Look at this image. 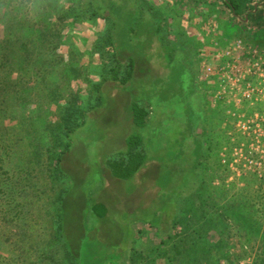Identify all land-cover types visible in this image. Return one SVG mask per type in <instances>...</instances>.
Returning <instances> with one entry per match:
<instances>
[{
    "label": "rangeland",
    "instance_id": "1",
    "mask_svg": "<svg viewBox=\"0 0 264 264\" xmlns=\"http://www.w3.org/2000/svg\"><path fill=\"white\" fill-rule=\"evenodd\" d=\"M56 1L53 3V0H45L42 4L48 11L53 12L61 8L66 9L68 6L66 1ZM81 1L80 5L77 3L75 5L77 17L74 21L67 19L62 24L61 30L65 31H62L59 36L57 51H48L52 44L47 30L54 24V19L49 17L50 13L41 15L40 19L44 27L40 32L33 28L34 20L25 22L24 17L14 19L8 31L12 45L8 72L12 79H15L14 82H17V76H24L20 82L28 88L21 103L25 104V101L32 99L42 101V112L44 118L48 120H42L41 126L47 122H59L61 117L59 111L62 106H69L73 110V117L78 123L84 121L83 125L71 134V148L62 157L60 164L68 185L62 201V212L63 233L70 248L78 252L81 249L85 250L79 256L82 264L92 263V256L96 255H98L97 261L105 259V254L115 255L119 252L125 255L133 243L130 255L132 257L136 254L145 255V258L137 264H151L149 261L153 255H150V248L151 250L155 248L156 252L161 248V245L158 247L159 236L152 234L142 238V241L139 239L143 235L144 225L149 223L154 227L157 225L158 208L164 210L165 202L174 195V190L166 186L169 182L167 176H160L157 181L161 187L158 193L160 203L155 202L146 208L142 207L144 204L141 200V182L137 185L133 180H128L121 190L113 188L104 191L103 188L105 181L102 164L114 158V155L121 150V142L127 131L131 130V126L125 119V114L128 112L125 108L124 93H127L132 102H140L137 104L141 105L142 100L151 107V118L148 123L143 128L133 125L130 132V135H140L147 147L163 145L167 146V150L176 149L178 147L175 142L179 139L178 137L180 135L182 137L188 128L191 129L199 124L198 134L207 144L206 158L202 164V177L205 180L202 184H198L195 192L190 195L194 199L193 206L200 208L207 197L210 200L207 201L209 203L206 202V205L214 206L216 211L219 210L218 208L223 209L229 206L230 203L234 205L239 212H242L241 220L244 223L241 224L234 215L229 216L224 227H220L224 232L222 236L225 239V245L234 257L242 256L239 260L237 259L239 257L231 258L233 259L231 264L259 262L264 253V215L256 217L251 213L254 195L252 190L257 186H252L250 183L251 179L257 182L264 180V170L259 171L257 167L250 166L247 160H259L260 157L250 155L247 150L248 138L235 128L234 119L229 113V110L233 109L231 105L216 103L211 99L207 84L200 80L198 67L200 60L206 62L215 50L220 52L231 41L220 43L217 39V41L210 40L207 44L200 43L194 40L195 35L192 34L191 25L188 24V21L194 20V17L198 19V22L204 19L208 21L207 26L210 22L209 31L216 30L218 35H221L220 31H224L225 26L222 29L220 27L219 31L217 19H214L216 16L211 11L203 10L202 5L214 7L218 4L223 5L226 0H102L104 4L95 8L102 18L92 13L89 0ZM253 1L259 5L258 8L264 6V0ZM176 4H184L186 10H174L173 5ZM188 7L196 8V11H188ZM16 10L19 9H13L12 13L19 16ZM262 11L258 15L257 12L241 15L236 20L223 6V13L227 15L228 20L234 19L233 23L236 22L238 26L237 36L234 39L262 48L263 41L260 43L251 41L252 39L258 41L259 35H264ZM71 15L74 16V14ZM254 16L260 17L258 23L254 21ZM182 19L187 21L186 25L183 24L185 22H182ZM22 21L25 26L21 30ZM108 30L112 32L109 35V43L113 51L108 46L100 45L106 39ZM19 42L28 43L26 53L19 49ZM100 46L101 50H95ZM115 52L116 58L123 65L120 68L121 76L128 59L135 61L133 78L126 84L104 80L106 72L116 66L115 54H113ZM185 54H201V58L200 60L199 57H196V60L193 58L192 65L188 66L184 64ZM136 68L140 74H137ZM145 69H147L146 72ZM38 73L46 80L40 86L35 79ZM106 84H116L117 94L109 97L103 95V86ZM51 86L58 91L55 97L48 95ZM203 86L206 89L200 92V87ZM98 102H101L103 111L99 110L100 116L94 119L90 115L92 111L88 108H94ZM204 104H206L205 108ZM250 108L248 104H242L234 111L237 114L247 113ZM79 110L86 111L85 118L81 119ZM27 116L28 113L25 117ZM188 117H191V121ZM19 120L11 125L17 128L21 125L22 119ZM187 120L190 122H186ZM157 154H148L146 167L149 162L158 161L162 157L169 159V155H160L161 152ZM41 159L43 161L46 159L45 153L41 155ZM185 163L178 167V174L181 176L179 181L183 185L186 175L192 174L183 172ZM43 183L48 182L43 178ZM193 188H187L186 185L184 190L187 189L186 191L190 192ZM49 189L48 185L43 187L41 196L35 197L26 204L29 216L26 217L25 227L30 231L31 236L27 237L28 241L23 244L28 247L34 246L36 250L44 249L45 242L39 240V236L43 235L45 229L51 227L47 206V199L51 194ZM123 193L127 197L130 194L139 197L138 207L130 213L122 212L120 200L124 198L121 196ZM230 197L235 198L233 200L235 203L230 202ZM144 202H147V199ZM174 208L175 204L172 203L166 214L170 217L174 215ZM79 211L85 217V225H82L88 230V236L85 238L82 237L81 231H76ZM182 211L184 212V208ZM186 211L190 212L188 208ZM253 218L257 220V223ZM252 223L251 226L247 225ZM194 224L196 228H199L195 220ZM116 229L121 231L122 238H116ZM260 241L263 242V251L257 252L256 247ZM14 254L10 251L6 253V257L13 258ZM34 259L36 260V256ZM208 263L212 262L208 261ZM152 264H162V262ZM168 264L176 263L168 261Z\"/></svg>",
    "mask_w": 264,
    "mask_h": 264
},
{
    "label": "trees",
    "instance_id": "2",
    "mask_svg": "<svg viewBox=\"0 0 264 264\" xmlns=\"http://www.w3.org/2000/svg\"><path fill=\"white\" fill-rule=\"evenodd\" d=\"M44 1L0 0V264H82L79 256L85 251L82 249L79 252L72 250L65 239V233H63L62 201L68 185L60 167L62 157L71 148V134L83 125L84 121L78 123L77 119L73 117V110L69 106H62L59 111L61 114L59 122H47L41 126L42 120H48L44 118L42 112V101L32 99L22 104L24 103H21L24 94L28 91V88L22 84L23 82H20L24 76H17V82H14L15 79H12L10 72H8L10 46H12L8 31L12 27L14 19L24 17L25 22L34 20L33 28L40 32L41 28L44 27L41 23V15L50 13L49 17L54 19V24L47 30V35L51 37L50 43L52 44L48 51H57L59 49V36L62 31H65L61 30L62 24L67 19L74 21L77 17L75 14L77 6L75 5L76 3L80 5L82 2L81 0H59L66 1L68 6L66 9L61 8L53 12L48 11L43 6ZM55 2L57 1L53 0V3ZM89 4L92 13L102 18L100 14H97L95 8L101 7L104 4L103 1L89 0ZM223 5L237 19L241 15L252 13L256 4L253 0H226ZM15 8L19 9L16 10L19 16L12 13ZM32 14L35 15L32 16ZM24 21L21 22V30L24 29ZM67 27L65 28L67 29ZM107 33L106 39L100 45L108 46L113 51L109 43V35L112 32L108 30ZM19 43V49L26 53L28 43ZM101 48L100 46L95 50H101ZM113 54H115L116 66L106 72L104 80L126 84L133 78L135 61L128 59L125 71L122 72L121 76L120 68L123 65L116 58L117 53ZM26 79L30 80L28 77ZM35 79H37L38 86L46 81L44 80L45 77H40V73L35 76ZM96 89L98 92V85ZM48 91V95L51 97H55L58 92L52 86ZM17 102H19L18 105ZM93 109L92 107L88 108L89 111ZM131 110L134 114L135 123L141 125L147 112L135 104L132 105ZM27 113L28 116L25 117ZM78 114L83 119L86 116V111L79 110ZM19 119H22L19 128L13 127L11 123ZM33 144L35 146H32ZM131 144L130 140L129 145ZM44 153L46 159L43 161L41 155ZM127 157L131 164H135L136 168L140 166L142 161L140 156L129 154ZM199 160L197 158L198 162ZM136 168L134 169L136 170ZM118 172L121 173L122 178L133 173L130 168L122 169L121 165H119ZM43 178L48 182L47 184L43 183ZM197 179V183L193 181L195 186L190 192H187V189H181L179 190L181 192H177L174 216L169 227L166 228L168 232L158 235L160 238L158 247L161 245V248L158 252L155 248L152 250L150 248V255H153L149 261L151 264L158 261L162 264H168V261L176 264H210L208 261H211V264H231L233 259L239 257L237 258L239 260L242 257L240 255L234 257V254L225 245V239L222 236L224 232L220 229V227H224L230 218L229 216L235 215L241 224L244 223L241 220L242 212H239L231 203L229 206H225L223 209L218 208L219 210L216 211L214 206L206 205V202L210 200L207 196L200 208L193 206L194 199L190 195L195 192L197 185L202 184L205 180L203 177H197ZM250 184L257 186L256 189L252 190L254 195L252 196L251 213L254 214L253 216L261 217L264 215V180L257 182L255 179H251ZM47 185L51 191L47 199L50 216L48 219L51 227L45 229L43 235L39 236V240L45 242L44 249L36 250L34 246L28 247L23 244L28 241L27 237L31 236L30 231L25 227L26 217L29 216L26 211V204L35 197L39 198L43 193L42 188ZM183 194L185 195L182 196ZM233 200L235 198L230 197V202H234ZM183 208L184 212L182 211ZM187 208L190 212L186 211ZM194 220L199 224V228H196ZM255 222L257 223V220ZM247 225L251 226L253 223ZM10 251L15 254L13 258L9 259L6 257V253ZM256 251H263V242H258ZM130 254V250L125 255H121L119 252L115 255L105 254V259L102 258L100 261H97L98 255H96L92 256V263L89 264H137L145 258L144 254H136L134 257ZM35 256L36 260L34 259ZM255 264H264V253L261 260Z\"/></svg>",
    "mask_w": 264,
    "mask_h": 264
},
{
    "label": "crops",
    "instance_id": "3",
    "mask_svg": "<svg viewBox=\"0 0 264 264\" xmlns=\"http://www.w3.org/2000/svg\"><path fill=\"white\" fill-rule=\"evenodd\" d=\"M223 6L224 5L222 4H218L216 6L214 5V7L207 5V4L202 5V8H204L203 10H206L208 12L211 11L216 16V18L214 19L215 20L217 19L216 21L218 23L219 31L222 29V27L224 28L225 26L224 28L225 30L220 31L222 33L221 35H218V31L216 32V30L214 32L209 31L208 28L210 27V22H209V25L207 26L206 24L208 23V21L206 22V20L204 19L198 22V19L194 17V20L191 19V21L190 20L188 21V24L191 25V32L193 31L192 34L195 35L194 36L195 41L207 44L210 40L217 41V39L220 43L224 41L226 43H229L230 41L232 42L236 40L234 38L237 36L236 31L238 29V26L235 24L236 22L233 23L234 20L232 19L228 20L227 15L223 13ZM258 6L259 5L256 3V5L253 7V12H252L253 14H256L257 12V15H258L261 10H263L261 14L264 13V6L262 8H258ZM184 7H185L184 4H176L175 6L173 5L174 10H177V11L180 9L181 11H185L186 9ZM210 7H213V8H210ZM187 10L192 12L193 10L196 11V8L188 7ZM258 19H260V17H257V18L255 17L254 21L258 23ZM182 20H183L182 22H185L183 24L186 25L187 21L184 19ZM236 20H238V18ZM244 21L246 22V20ZM260 23L261 22H259V24ZM246 24L249 25V23H246ZM263 27H264V24H263ZM182 30H184V28ZM255 36L258 37L257 35ZM255 36L254 38H256ZM224 37H227V38H224ZM251 41L256 42V43H260L262 41L264 42V35L263 34H261V36L259 35L258 41H255V39H252ZM220 52L215 50L214 54H212L211 58L207 59L206 62L211 63L214 60V58L217 57V55H220ZM185 56H186L185 57L186 60L184 61V64L188 66L192 65L193 58L195 60H196V57H199V60L201 58L200 57L201 54L199 55L198 54H185ZM202 63L203 61L201 60L198 63L199 70H200V66L202 65ZM146 71L147 69H145V72ZM136 72L137 74H140L138 69L136 70ZM194 84H195V80H194ZM103 87H104L103 95H106L109 97V96H113L117 94V91L115 90L116 84H106ZM206 87L209 91L212 90V86L207 85ZM206 87L205 86H203L202 88L200 87V92L206 89ZM124 94H125V98H124L125 108L128 112V114H125V119L128 122V124L131 126V130H132L133 125L137 128H143L151 118L150 105L147 104L146 102H142V100H141V105H138L140 102H136V103L132 102L129 96L127 95V93H124ZM129 104H130V107L127 108ZM133 104H135L136 106H138V108L147 112V115L142 119L141 125H137L135 123L134 114L131 110V107ZM101 105H102L101 102L100 103L98 102L96 106L94 107V109L92 110V113H90V115H92L94 119L95 117L100 116V113H98L99 110L103 111ZM205 106L206 104H204V108ZM218 110H219V107H218ZM188 119L191 121V117H188ZM189 120H187L186 122H190ZM99 123H101L100 120H99ZM179 124L180 126L182 125L181 122H179ZM185 124L186 123H184V126ZM198 125L199 124L195 125L191 129L188 128L186 133L182 135V137L180 135V137H178L179 139L175 142V145L178 148L176 149L173 148L171 150H167V146H163V145H158L156 147L151 145V147H147V144H144L140 135L138 134L130 135L131 130H129L127 131V133L125 134L121 142V150L117 152L116 155H114L115 156L114 158L108 159L105 162H103L102 172L104 173V181H105V184H103L104 191L112 190L113 188L117 190H121L125 182H127L128 180H133L137 185H139V183L141 182L140 190L142 191L141 200L144 204L142 205L143 208L149 207L155 202L160 203L158 193L161 187L157 184L158 183L157 181L160 178V176L162 177L164 175L167 176V178L169 179V182L166 186L171 187L172 190H174L173 192L174 195L165 202L164 210L160 207L158 208V213L156 214V218L158 220L157 225L154 227L153 224L150 225L149 223L148 225L143 226L144 231L142 233L143 235L140 236V239H139L140 241H142V238L148 237L149 235H152V234L154 236H158L159 233L168 232V231L165 232V230L166 228L169 227V224L171 223L174 215L170 217L168 214H166V211L169 209V207H171L172 203L175 204V199H176L175 195L178 194L177 192H181L179 190L185 189L186 185H187V188H190V187L192 188L193 186H195L194 185L195 182L197 183V180H198L197 177L198 178L202 177L203 175L202 164L206 158L207 144H206V141L202 140L201 136L198 134ZM130 140L132 143L131 145H129ZM158 152H161L160 155H166V156L169 155V159H165L164 157H162V159H159L158 161L149 162L148 166L146 167L145 163H146L148 156L151 154L156 155ZM129 154L138 155L142 158V161L140 162L139 167L136 168L135 164H131V162L128 160V157H127ZM197 158L200 159L199 162L197 161ZM183 162L184 163L186 162L183 172L186 171L188 173H192L191 175H186L185 180H184V185L179 181L180 180L179 178L181 176H179L180 174H178V170H179L178 167L182 166ZM119 165H121L122 169L130 168L133 171V173L126 178H122L123 176H121V173L118 172ZM134 168H136V170ZM176 185L178 186L176 187ZM121 196L124 197L120 200V203H121L120 205L122 206L121 207L122 212L130 213L131 211H134L136 207H138L137 206L139 202L138 196L134 197L132 194H130V196L127 197L124 193L121 194ZM146 199H147V202H144ZM128 206H130V208H128ZM77 219L79 223L76 226V231H79V232L81 231L82 237L85 238L86 236H88L87 234L88 230L85 229L86 227L82 225L85 222L84 220L85 217L81 211H79ZM115 231H116L115 236L117 235L116 238L118 239L122 238L121 231L118 229H116ZM119 235H121V237H119ZM132 245L130 246V249Z\"/></svg>",
    "mask_w": 264,
    "mask_h": 264
},
{
    "label": "built area",
    "instance_id": "4",
    "mask_svg": "<svg viewBox=\"0 0 264 264\" xmlns=\"http://www.w3.org/2000/svg\"><path fill=\"white\" fill-rule=\"evenodd\" d=\"M223 48L211 63L203 61L200 80L212 86L209 94L214 102L231 105L229 113L235 128L248 138L247 150L250 155L260 157L247 162L261 171L264 170V47L234 40ZM242 104L251 108L247 113L237 114L234 110Z\"/></svg>",
    "mask_w": 264,
    "mask_h": 264
}]
</instances>
